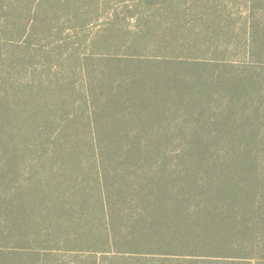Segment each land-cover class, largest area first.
Returning a JSON list of instances; mask_svg holds the SVG:
<instances>
[{
  "label": "trees",
  "instance_id": "16d2710c",
  "mask_svg": "<svg viewBox=\"0 0 264 264\" xmlns=\"http://www.w3.org/2000/svg\"><path fill=\"white\" fill-rule=\"evenodd\" d=\"M0 264H264V0H0Z\"/></svg>",
  "mask_w": 264,
  "mask_h": 264
},
{
  "label": "rangeland",
  "instance_id": "374dc122",
  "mask_svg": "<svg viewBox=\"0 0 264 264\" xmlns=\"http://www.w3.org/2000/svg\"><path fill=\"white\" fill-rule=\"evenodd\" d=\"M120 126H112L114 128V132H105V134H118V135H122V136H136L134 134H140V135H146V133H140V132H133L132 127L129 126H122V124H119ZM157 131L159 133H151L148 135L154 136V137H159V136H165L164 134H162V131L157 129ZM85 132V131H84Z\"/></svg>",
  "mask_w": 264,
  "mask_h": 264
}]
</instances>
